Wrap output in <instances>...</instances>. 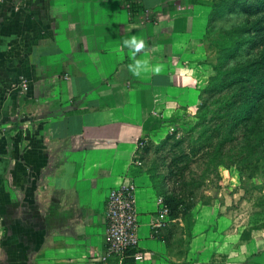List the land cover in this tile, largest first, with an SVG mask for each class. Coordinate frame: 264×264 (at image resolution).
Here are the masks:
<instances>
[{"label":"crops","instance_id":"crops-1","mask_svg":"<svg viewBox=\"0 0 264 264\" xmlns=\"http://www.w3.org/2000/svg\"><path fill=\"white\" fill-rule=\"evenodd\" d=\"M100 1L0 0V264H103L106 198L127 184L144 257L126 264H264V226L239 212L238 192L197 203L189 232L180 216L151 230L165 199L135 158L159 130L145 133L154 111L180 110V90L197 106L179 62L193 43L190 11ZM132 35L159 75L128 71Z\"/></svg>","mask_w":264,"mask_h":264},{"label":"rangeland","instance_id":"rangeland-1","mask_svg":"<svg viewBox=\"0 0 264 264\" xmlns=\"http://www.w3.org/2000/svg\"><path fill=\"white\" fill-rule=\"evenodd\" d=\"M261 1H173L177 7L184 5L190 11L193 43L179 55V62L182 61L184 66L182 70H187L192 76L198 102L195 109L183 105L185 92L180 90L177 93L181 99L180 110L167 114L166 118L154 111L145 133L150 129L159 130L154 132L153 140H139L142 146L135 160L140 162L142 171L149 174L157 190L165 197L172 217L180 216L185 220L187 232L197 203L218 198V192L225 193L230 199H238L232 194L240 193L239 200L243 206L238 209L239 212L249 216L251 227L264 226V161L245 166L236 158H231L229 161L222 159L224 165H218V158L210 162L206 155V150L212 149L217 141L213 137L218 131L215 127H220L223 134L235 113H247L244 112L245 107L239 106V100L231 109L222 107L219 110L217 103L224 106L231 97L228 87L221 90L216 86L240 79L236 86L243 101L246 90L243 91L241 85L245 77L253 75V80L258 78L263 82L257 85L256 91L248 88V92L255 99L259 93L264 95V13ZM100 2L109 7L114 0ZM122 3L129 10L137 7L136 12H142L138 0H122ZM184 17L179 15L178 18ZM254 26L259 27L255 29ZM176 37L185 39L183 35ZM231 41H234L236 48L229 51L234 45ZM250 63L249 68L241 70ZM216 65L222 71L220 74L215 70ZM170 91L175 93V89ZM175 95L170 96L171 101H175ZM255 104L251 107L252 111L259 110ZM216 116L220 118L215 119ZM199 132L202 133L200 138ZM209 144H212L210 148H206Z\"/></svg>","mask_w":264,"mask_h":264},{"label":"trees","instance_id":"trees-1","mask_svg":"<svg viewBox=\"0 0 264 264\" xmlns=\"http://www.w3.org/2000/svg\"><path fill=\"white\" fill-rule=\"evenodd\" d=\"M260 5L262 6V11L264 13V0L261 1ZM258 20H260V18ZM257 27L254 26L253 28L256 29ZM230 43L234 45L229 48V51L236 48L234 41H231ZM250 65L251 63L242 67L241 70H246L250 67ZM214 67L217 71V74L222 72L219 70V65ZM225 72H227V69L224 71V73ZM216 78H218V75L215 77V79ZM253 78V75H251V77H245L244 82L241 85L242 90H246V95L243 97L244 99H242L243 101H241L239 92L237 90L238 88L236 86V83L239 82L240 79H232L230 81H226L227 83L222 82L216 86L221 90L228 87L229 96L231 97L230 99H227L224 106L218 105L217 103V107L220 108L219 110L223 108L231 109L233 104L237 103L239 100V106L245 107L246 110H244V112L247 113H235L234 119L231 121V123H227L223 134L220 132V127H215V129L218 131L213 135V137H216L217 141L212 146V149L206 150V155H208L210 162L218 158L217 164L224 165L225 161L222 159L229 161L231 158H236L237 162H242L243 165L246 166L252 163L264 161V95L259 93L255 99L250 94V92H248V88H252L256 91L257 85L263 82V79L257 78L256 80H253ZM239 84H241V82ZM215 90L217 89L215 88ZM256 100L259 101L255 104ZM253 104H255L256 109H259V113L258 111H252L251 107ZM218 118L220 117H215V119ZM198 135L200 138L202 133L199 132ZM210 139H212V137ZM209 143H212V141ZM211 145H207L206 148H210ZM169 217L170 219L172 218L170 210ZM127 262H132V259H126L124 264Z\"/></svg>","mask_w":264,"mask_h":264},{"label":"built area","instance_id":"built-area-1","mask_svg":"<svg viewBox=\"0 0 264 264\" xmlns=\"http://www.w3.org/2000/svg\"><path fill=\"white\" fill-rule=\"evenodd\" d=\"M169 221V207L163 202L152 216L150 228L156 233ZM105 223L104 253L101 256L103 264H124L128 258L141 261L144 253L138 244V223L131 184L114 187L109 192L105 202Z\"/></svg>","mask_w":264,"mask_h":264},{"label":"clouds","instance_id":"clouds-1","mask_svg":"<svg viewBox=\"0 0 264 264\" xmlns=\"http://www.w3.org/2000/svg\"><path fill=\"white\" fill-rule=\"evenodd\" d=\"M122 47L128 50L131 63L127 65V69L133 77L140 78L147 73L159 75L163 70V65L161 64L153 65L147 58H138L142 54L146 55V51L149 47L147 41L143 38L132 35L129 39L123 41Z\"/></svg>","mask_w":264,"mask_h":264}]
</instances>
